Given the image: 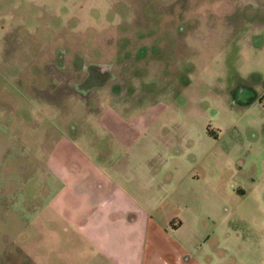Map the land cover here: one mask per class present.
<instances>
[{
  "label": "rangeland",
  "instance_id": "374dc122",
  "mask_svg": "<svg viewBox=\"0 0 264 264\" xmlns=\"http://www.w3.org/2000/svg\"><path fill=\"white\" fill-rule=\"evenodd\" d=\"M83 125L108 174L158 176L180 251L264 264V0H0V264H37L40 156Z\"/></svg>",
  "mask_w": 264,
  "mask_h": 264
},
{
  "label": "crops",
  "instance_id": "0c3cea01",
  "mask_svg": "<svg viewBox=\"0 0 264 264\" xmlns=\"http://www.w3.org/2000/svg\"><path fill=\"white\" fill-rule=\"evenodd\" d=\"M108 112L102 109L99 114L103 132L123 146L130 144L128 132L134 126L118 129V114ZM56 130L51 148L40 156L59 188L49 202L52 219L37 225V264H199L175 244L172 234L182 228L184 218L162 213L157 175H123L129 162L120 167L118 161H107L110 175L80 139L88 138L85 125L77 133L70 129L60 135L59 127ZM185 180L191 181L188 176ZM177 189L176 185L169 192ZM44 229L56 236L53 246L44 238Z\"/></svg>",
  "mask_w": 264,
  "mask_h": 264
}]
</instances>
